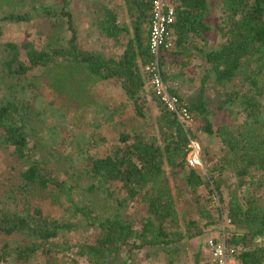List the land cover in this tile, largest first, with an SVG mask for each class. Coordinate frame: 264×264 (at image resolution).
<instances>
[{
  "label": "trees",
  "instance_id": "16d2710c",
  "mask_svg": "<svg viewBox=\"0 0 264 264\" xmlns=\"http://www.w3.org/2000/svg\"><path fill=\"white\" fill-rule=\"evenodd\" d=\"M2 1L11 4L10 0ZM172 1L176 9V44L172 50L161 51L160 67L177 64L180 71L176 75L182 76L193 57L203 60L206 68L196 98L184 100L176 89L170 88L194 113L193 124L198 121L200 125H184L152 91L161 106L157 117L159 135L120 132L118 143L103 156L88 150L96 132L88 137L84 133L86 141L77 140L75 147L72 144L80 154L77 163L72 154L61 155L57 150L66 141L58 133L63 113L57 114L54 126H49L54 132L49 154L55 157V163L43 155L46 144L35 121L42 111L18 95L25 89L19 80L36 70L43 71L44 76V71L46 74L51 68L52 82L56 84L68 79L72 67L77 75L84 72L100 81L112 79L120 84L136 114L145 119L144 95L150 85L144 67L154 59L148 43L150 0H127L132 30L130 25L117 24L118 13L110 8L99 18L98 25L108 38L126 41L123 50L114 55L79 44L73 15L66 9L69 0H63L60 11L31 2V8L23 13L11 7L0 16V21L21 23L34 16L60 14L68 17L71 31L66 43L59 36L58 42L37 47L32 41L23 45L15 41L3 43L0 24V150L13 149V156L21 164L17 186L10 184L0 194V264L9 259L27 264L39 252L51 253L53 247L65 242L67 233L78 230L81 224L71 219L59 220L45 214L43 197L58 202L64 199L71 217L79 216L87 226L98 230L93 242L80 240L69 246L87 264H133V254L147 248L165 252L167 264H176L182 251L180 243L196 238L199 244L195 246L194 264H209L203 252L206 240L202 237L218 223L221 235L214 237L225 235L228 244L240 248L238 264H264V244L256 242L257 237L264 235V203L259 195L264 193V0ZM210 2L220 12L215 24ZM22 3L26 6L28 0ZM213 29L218 34L216 43L210 38ZM121 34L123 40L118 38ZM163 75L166 80L169 78L166 72ZM5 77L16 83L5 81ZM210 80L224 86L223 97L214 108L208 106L206 97ZM70 82L69 78L63 86ZM79 82L78 88L83 87ZM241 114L243 119L234 121ZM109 118L113 119L111 114ZM199 131L218 137L223 144L222 162L207 175L187 160L191 141ZM83 156L85 163L81 161ZM79 165H83L82 173L78 172ZM169 173L183 174L187 189L198 191L205 187L216 194L219 202L213 204L212 210L216 209L218 217H213L211 208L207 211L206 203L212 198L206 202L200 198L198 218L188 219L181 213L176 192L180 197L182 188L178 184L172 186ZM233 176L235 187L230 186V197L225 201L222 186L228 187ZM131 205L143 206L146 215L138 220L128 214ZM199 218L205 220L202 226ZM14 234L25 235L29 243L11 245L7 238Z\"/></svg>",
  "mask_w": 264,
  "mask_h": 264
},
{
  "label": "rangeland",
  "instance_id": "374dc122",
  "mask_svg": "<svg viewBox=\"0 0 264 264\" xmlns=\"http://www.w3.org/2000/svg\"><path fill=\"white\" fill-rule=\"evenodd\" d=\"M61 1L62 0H28V3L24 6L22 0H10L11 4H7L5 1L3 2L0 0V16L4 15L11 7L23 13L28 8H31V2L36 4L43 3L47 6L54 5L57 7ZM70 8L76 16L79 29L78 37L80 45L83 48L95 51L98 50L104 52L106 55L118 54L123 50L122 44L126 43L125 40L123 43H120V41H116L115 38H108L107 35L102 32L101 28L98 33V28L96 29V26L99 18L103 16L107 8H110L118 13L117 23L122 27L130 25L132 30L128 6L124 0H70ZM210 14L213 16L212 22L215 24L217 19H219L220 12L212 2H210ZM93 20H96L95 28L92 26ZM0 24H2L4 30L2 38L3 43L15 41L23 45L25 42L32 41L37 47H43L48 41L56 43V32L58 36L64 37L65 40L70 38L71 35V31L66 24V19L63 17L56 19L55 16H34L33 19L28 22L17 23L0 21ZM118 38L123 40L124 35L121 34ZM210 38L213 43L218 41V34L215 29L211 32ZM205 68L206 65L202 59L193 57L189 65L184 68V75H176V73L180 71L179 65L177 64L165 68L164 72L169 75L167 79L169 87L176 89L184 100H191L198 95ZM74 69L73 67L69 69L70 73L68 79L70 78L71 82L66 86H63V84L68 79H60L56 84H53L54 74L51 68H48L46 74L44 71V76L43 71L36 70L30 72L28 76L20 78L19 83L25 87L24 91H22L21 86H17V89H21L18 95L25 100L24 102L28 101L33 105L35 110L42 111L40 116L35 117V121L38 123L37 127L40 128L38 131L45 140L46 146L42 147V152L44 156L47 155V159L55 163V157L49 154L52 144L51 137L54 134V132H51L49 129V126H54L57 123V114L59 113L64 114L61 117V129L58 130L59 138H65L66 141L65 145L58 146L57 150L61 155L72 154L75 161L76 157L80 156V154H78V148L76 147L74 149L72 144L75 147V142H77V140L82 141L85 139L86 141V137L83 135L84 133H86L88 137L91 134L95 135L96 132V136L92 138L93 143L88 150L91 154L103 156L118 143L120 132H142L146 135H153L156 133L159 135L157 131V117L161 113V106L154 97L152 89L149 86L146 88L144 95L146 97V118L144 119L136 114L133 103L129 101L119 83L112 79L106 81L96 80V78L94 79V77H90L84 72L77 75ZM1 75L0 65V76ZM5 81L13 84L16 83L14 79L8 77H5ZM79 81H82L83 87L78 88L80 86ZM32 82L36 85H33ZM223 92L224 86L221 84H217L213 80L207 83L206 97L210 108H214L218 105L220 99L223 97ZM109 114H111L113 119L109 118ZM235 118L236 120L234 119V121L240 122L243 119V115L235 116ZM197 122L193 124L194 128L200 125V123L198 124ZM194 141L199 144H195V146L199 150L200 160V165L195 168L207 175L216 164L222 162V155L224 153L223 144L218 137L204 133L203 131L198 132L197 138H195ZM12 151L13 149L0 150V194L4 193L5 189H7L10 184L13 186L19 181L21 164L18 159L13 156ZM192 153V151L189 152L187 160ZM82 160L85 163L86 157H81V161ZM188 164L190 165L189 161ZM82 168L83 165H79V173L83 172ZM75 170L76 169L72 170V172ZM226 175L231 176L232 174L227 173ZM61 178L65 179L66 175L62 174ZM169 178L172 186L178 184V186L182 188L180 197L176 192V204L178 210L185 214L188 219L199 217V212L201 210L199 209L198 202H200V198L202 202H206L207 199L212 198L211 202L206 203L207 211L211 208L213 217L214 214L215 218L216 216L218 217L216 209L212 210L213 204L215 206V202L217 204L219 202V197L216 194H211L205 187L200 188L198 191L187 189L183 174L173 176L169 173ZM235 183L236 179L233 176L229 179L228 187L222 186L225 201L230 197L228 190L234 188ZM236 193L238 192L236 191ZM116 195L118 196L120 193L117 192ZM259 195L263 196L264 203V193H259ZM41 205L45 214L48 216L59 220L71 219L74 223H79L81 225L77 231L65 235L67 239L61 246L53 247L54 251L48 254L42 252L37 253L27 264H87V260L79 258L72 253L73 250L71 247L80 240L93 242L99 234L98 230L87 226L79 216L71 217V213L66 210L67 202L64 199L58 202L51 197H43ZM127 212L128 214L135 215L139 220L146 215V208L143 206L138 207L137 205H131ZM199 221L200 226L205 223L203 218H199ZM219 225L220 223L216 224V226H211L206 230L202 238L206 239L208 234H211L210 237H212V235L214 237L217 233L221 235V230L218 229ZM7 240L13 246H24L29 243L28 237L22 234H14L8 237ZM196 244H199V238L192 241L184 240V242L180 243L182 251L178 256L179 259L176 264H194ZM70 245L72 246L69 249ZM167 259L168 254L165 252H157L154 249L147 248L137 250L133 254L131 261L133 264H167ZM3 264L24 263L9 259Z\"/></svg>",
  "mask_w": 264,
  "mask_h": 264
},
{
  "label": "built area",
  "instance_id": "2783aa9c",
  "mask_svg": "<svg viewBox=\"0 0 264 264\" xmlns=\"http://www.w3.org/2000/svg\"><path fill=\"white\" fill-rule=\"evenodd\" d=\"M176 22V9L172 0H150V29L149 48L154 59L144 67L149 85L154 95L184 125H192L195 121L194 113L182 103L180 96L172 93L167 80L164 78V69L160 67V54L164 49L172 50L176 44L173 25ZM191 151L188 158L191 166L200 165L199 145L191 141ZM190 151V152H191ZM230 222L229 219L226 220ZM226 236L221 238L209 237L206 239L203 252L209 264H238L237 256L240 248L226 242ZM256 242L264 244V235L257 237Z\"/></svg>",
  "mask_w": 264,
  "mask_h": 264
},
{
  "label": "crops",
  "instance_id": "0c3cea01",
  "mask_svg": "<svg viewBox=\"0 0 264 264\" xmlns=\"http://www.w3.org/2000/svg\"><path fill=\"white\" fill-rule=\"evenodd\" d=\"M124 2H127V1H125L124 0ZM48 7H50V5L48 6ZM52 8L53 7H55L54 5H52L51 6ZM63 7V0L61 1V3L57 6V7H55L56 8V10L57 11H60V9ZM66 9L67 10H69L71 13H72V15H73V21H74V27L76 28V30L78 31L79 29H78V23H77V20H76V16H75V13L72 11V9L70 8V0H69V5L66 7ZM57 14H59V13H57ZM53 17L55 16L56 17V19H58V18H61V17H63V18H65L66 19V24H67V27H68V17L67 16H64V15H61L60 16V14L59 15H52ZM117 22V21H116ZM95 23H96V20H93L92 21V26L95 28ZM80 24H81V22H80ZM118 24V23H117ZM87 25H89V24H87ZM98 28V29H97ZM80 29H81V27H80ZM96 29H97V31H98V33L100 32L99 30H100V27H99V25L97 24V26H96ZM49 33H50V28H49ZM78 33H79V31H78ZM71 36V35H70ZM58 35H57V32H56V42H58ZM63 38V40L65 39L64 37H62ZM69 38H67V40H68ZM67 40H64L65 41V43L67 42ZM78 42H79V44H80V41H79V37H78ZM47 44H49V41L47 42ZM211 235V234H210ZM210 235L208 234V237L207 238H209L210 237ZM213 236V235H212ZM219 236V235H218ZM206 240V239H205Z\"/></svg>",
  "mask_w": 264,
  "mask_h": 264
}]
</instances>
